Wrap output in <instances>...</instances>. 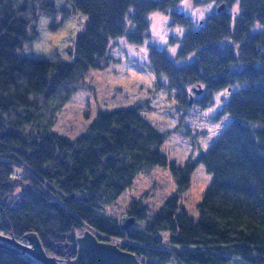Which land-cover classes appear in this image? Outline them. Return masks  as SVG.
Segmentation results:
<instances>
[{"label": "trees", "instance_id": "1", "mask_svg": "<svg viewBox=\"0 0 264 264\" xmlns=\"http://www.w3.org/2000/svg\"><path fill=\"white\" fill-rule=\"evenodd\" d=\"M211 2L225 7L197 27L180 7ZM72 8L88 15L74 58L46 59L22 49L38 36L39 16L56 11L55 1L0 0V230L17 238L37 231L45 248L63 257L76 255L75 232L88 225L125 238L118 244L144 264H230L236 257L264 264V0H72ZM152 11L185 29L171 34L165 48L149 49L152 68L167 75L181 106H191L195 83L204 86L193 96L202 106L213 103L215 90L231 88L219 112L233 120L183 165L168 158L162 149L168 132L137 103L98 109L76 137L54 129L63 106L87 87L89 69L108 65L113 39L143 41ZM199 162L212 179L194 218L179 194ZM154 165L170 166L177 191L152 214L142 199L133 200L127 214L136 222L125 227L107 207ZM0 264L37 263L0 245Z\"/></svg>", "mask_w": 264, "mask_h": 264}, {"label": "rangeland", "instance_id": "2", "mask_svg": "<svg viewBox=\"0 0 264 264\" xmlns=\"http://www.w3.org/2000/svg\"><path fill=\"white\" fill-rule=\"evenodd\" d=\"M54 1L56 11L39 16L38 36L25 40L22 51L31 57L72 60L75 56L76 37L84 30L88 15L81 9L73 10L72 0ZM180 7L191 15L195 21L194 26L197 27L199 20L204 19L218 5L214 2L203 5L185 3ZM147 19L149 26L142 42L130 40L126 34L112 40L108 65L89 69L87 87L77 90L63 106L57 115L54 129L61 135L76 137L87 128L98 109H112L137 103L142 115L160 130L168 132L162 144L168 158L183 165L187 160L196 158L201 151L208 150L233 120L231 112H219L228 100L231 88L215 90L214 101L208 106L194 102L191 106H181L176 95L177 89L168 86L167 75L152 68L149 49L150 44L165 48L171 34L180 36L185 29L178 24H171L170 18L162 12L152 11L148 13ZM258 28L257 25L253 30ZM131 29L127 25V30ZM176 48L177 45H174L168 52L174 55ZM192 87L195 91L194 97L200 96L204 91V86L200 83H195ZM211 179L212 173L203 162H199L192 171L189 185L179 194L181 205L194 218H197V203ZM176 191L177 182L170 166L154 165L140 171L116 202L107 207V211L120 222H124L125 226L127 218L131 216L127 214V210L133 200L142 199L148 205V213L152 214L167 196ZM85 227L79 232L82 233ZM92 231L96 232L93 229ZM0 233L14 235L1 230ZM97 234L105 237L104 240L117 244L125 240L122 237ZM162 234L167 236L165 231ZM17 239L27 242L25 237ZM0 243L11 245L3 238H0ZM22 254L30 255L27 252ZM32 258L35 263H42ZM230 264L244 263L236 257Z\"/></svg>", "mask_w": 264, "mask_h": 264}, {"label": "water", "instance_id": "3", "mask_svg": "<svg viewBox=\"0 0 264 264\" xmlns=\"http://www.w3.org/2000/svg\"><path fill=\"white\" fill-rule=\"evenodd\" d=\"M224 7L225 3L223 2L217 9L219 11ZM196 91L200 92V90ZM192 102L193 95L190 97V103ZM134 222V216H129L125 222V227H129ZM24 237L27 242L18 240L14 235L7 236L0 233V238L11 243V245H3L20 253L27 252L44 264H144L134 252L121 247L117 243L100 238L88 226L85 227L82 233L75 232L76 255L71 258H63L49 252L37 231H28L24 234Z\"/></svg>", "mask_w": 264, "mask_h": 264}]
</instances>
